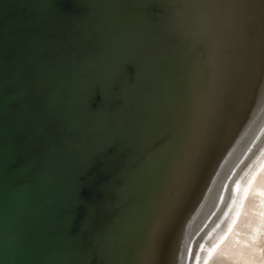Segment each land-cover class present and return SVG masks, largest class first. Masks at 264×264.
Wrapping results in <instances>:
<instances>
[{"label": "water", "instance_id": "obj_1", "mask_svg": "<svg viewBox=\"0 0 264 264\" xmlns=\"http://www.w3.org/2000/svg\"><path fill=\"white\" fill-rule=\"evenodd\" d=\"M263 115L264 0H0V264H177Z\"/></svg>", "mask_w": 264, "mask_h": 264}, {"label": "rangeland", "instance_id": "obj_2", "mask_svg": "<svg viewBox=\"0 0 264 264\" xmlns=\"http://www.w3.org/2000/svg\"><path fill=\"white\" fill-rule=\"evenodd\" d=\"M260 133L261 134L258 135V137H257V139L255 141L257 143L256 144V149L253 151V153H252L251 156H248L247 158H245L242 161V165H241L242 168L240 169L242 175L241 176H238V178H237L239 181L234 178V177H236V175H234V176H227V178H224L222 180V183L220 185V189H221V186H222V189L224 190V191L222 190V194H221L222 195V203H224V204H222V211L223 212L221 211L222 212L221 213V217L219 215V218L220 219L217 221L218 222L217 225H220V227H219V229L217 227L216 231L217 230H220V231H218L219 233H217L216 231L215 232L220 237V241L217 242L218 246H219V243L221 242V239L223 240L224 238H226L228 236L229 237V240H228L229 247H228V254L223 259H220L219 262H218V264H231V263L234 264V260H235V262L238 260L239 255L237 253H238V251H239L240 248L238 246H236V245H238L236 243V241L238 243H241V241H239V240L236 239V234L237 233L244 234V233H247V232H251L250 230H246L245 231V230H237L236 229V228H239V227H242L243 225H245L244 219L247 218L248 221L254 223L257 220L256 217H255L256 214H258L257 215L258 217L259 216L260 217L261 216H264V202L262 200V196H261L262 194L260 193V195H259V193L256 192V189H255V186L258 185V183H260L261 180L259 179L258 182H257L256 181V179H257L256 174H252V173H257V174H260L261 175V173L264 172V139H263V136H264V128L260 131ZM248 161H250V162H248ZM256 164H257V166H256ZM243 171H244V173H243ZM248 171H249V173L247 174ZM245 173L247 175H249V177ZM245 176H246V178H244ZM247 177L249 179H251L252 181H250L249 179H247ZM244 179H245V182H242ZM226 181H228V182H226ZM235 181L236 182L238 181V182L237 183H234ZM248 181H250V182H248ZM224 182L226 183V185H225ZM240 182L242 184L243 183H247V184H245V185L243 184V187L240 188L242 186L241 184H238ZM261 186H262V184H260V187ZM236 187H238L239 189H237ZM249 187H251V188L249 189ZM260 187L258 188V191L261 189ZM220 189H218L217 191H220ZM242 189H244V190H242ZM237 190H238V192H236ZM245 190H246V192H245ZM244 197H245V199H244ZM240 198H242V200H240ZM251 198L252 199H255V202L251 201ZM234 199H236V200H234ZM237 199H239V200H237ZM226 200H228V204H226ZM235 201H236V203L238 202L237 203V206H238L237 208H236ZM234 206H235L236 209H233ZM229 208H230V210H229ZM237 209H239V211H237V213H236L237 221H236L235 224H237L238 227L236 225V228H233L235 226L234 224H233L234 226L232 225V223H234L232 221H233V219L235 217L234 216L235 213H233V212H235ZM232 210H233V212H232ZM231 214L233 215V217L231 216ZM222 216H224L225 219H224V217L222 218ZM223 219H224V221H223ZM228 219L231 221V223L228 222L229 221ZM220 221H221V223H222L223 226L225 225L224 228H228L227 225H229V224H231V225H229V227H231V228H229V229H227L225 231V229L223 228V226H221ZM226 221L229 224H226ZM223 223H225V224H223ZM234 229H236V230H234ZM221 231H223V232L225 231L226 234L221 233ZM221 234H222V236H221ZM201 235L198 236V234H197L196 237H194V239L192 238L189 241V244L186 246V248L189 247L188 250L190 252L189 253H186V255L184 256L185 257L184 258L185 259L184 264H202V262H203V264H206V263L207 264H210V263H212V257H208L209 259L211 258L210 259L211 260L210 263H208L209 261H206V260H209V259H207L206 255H210L211 253L212 254L213 253L216 254L217 252L215 250H217L219 248L216 243H215L216 244L215 245L212 242H209V240L212 239L210 236H214V233H213V231L211 233V231L208 230L207 231V234L205 233L204 235L203 234H201ZM258 235H259L260 239H259V237H257V239H259V240H255L256 238L253 239V241L256 242L255 246L253 245L254 246V249H253V247L250 248V249H253V256H252L253 259L251 260V263L252 264H254V262H255V264H264V230H261L258 233ZM208 237H210V238H208ZM226 240H227V238H226ZM223 242H225V239H224V241H222V243ZM222 243H221L220 247L222 246ZM210 245H213L215 247V249H213V251L211 249V247L213 248V246H211L209 248ZM246 249L248 250V248H246ZM208 250H209V253H208ZM201 254H202V257H201ZM212 256L214 257L215 255H212ZM203 257H205L206 260ZM186 258H187V260H186ZM202 258H203V261H202ZM204 260H205L206 263L204 262ZM197 261H199V262H197ZM239 262H240L239 264H244V261H239Z\"/></svg>", "mask_w": 264, "mask_h": 264}, {"label": "bare ground", "instance_id": "obj_3", "mask_svg": "<svg viewBox=\"0 0 264 264\" xmlns=\"http://www.w3.org/2000/svg\"><path fill=\"white\" fill-rule=\"evenodd\" d=\"M261 122V124L259 123L258 124V126H256V128H255V130H254V132L251 134V138L248 140V142H247V144L244 146V151H242V153L241 152H239V154H238V156H237V158H236V161H233L234 162V164L232 163V165L228 168V170H227V172L225 173V176H224V178H227V176H234V175H236V177H234L235 179H237L238 178V176H241L242 174H241V165H242V161L245 159V158H247L248 156H251L252 155V153H253V151L256 149V140L253 142V143H251V141H252V139H253V137H255V133L257 132V130H259L258 129V127H259V125L261 126L262 125V123L264 122V115L262 116V118H261V120H260ZM264 128V125H263V127L260 129V131L262 130ZM260 131H259V133H258V135H260L261 133H260ZM258 135L256 136V139H257V137H258ZM262 139V138H261ZM260 139V140H261ZM263 139H264V136H263ZM259 141V140H258ZM257 141V142H258ZM251 143V144H250ZM248 144H250V147H249V149H248V151H247V153L245 154V156L243 155V153L245 152V149L248 147ZM241 149V150H242ZM240 150V151H241ZM243 155V157L241 158V156ZM250 159V158H249ZM252 159V158H251ZM248 162H250V161H248ZM247 163V162H246ZM256 166H257V164H256ZM233 168V169H232ZM229 169H230V171H231V169H232V171H231V175H229ZM251 169V168H250ZM243 173H244V171H243ZM249 173V171L247 172V174ZM246 174V173H245ZM246 174V175H247ZM252 174H256V177H257V179H256V181L258 182V180L260 179L261 180V182L260 183H258V185H256L255 186V189H256V192H258L259 193V195H260V193L262 194L261 196H262V200H263V202H264V172H262L261 173V175L260 174H257V173H252ZM251 174V175H252ZM248 177H249V175H247ZM247 177V179H249ZM224 178H222V179H224ZM244 178H246V176L244 177ZM238 180V179H237ZM250 181H252L251 179H249ZM225 181V180H224ZM230 181V180H229ZM239 181V180H238ZM237 181V182H238ZM242 181V180H241ZM250 181H248V182H250ZM226 182H228V181H226ZM236 181L234 182V183H237ZM242 182H245V179L242 181ZM225 183V182H224ZM238 184H241L239 187L240 188H242L243 187V184L245 185V184H247V183H238ZM260 184H262V186L260 187ZM223 185V184H222ZM225 185H226V183H225ZM230 185V184H229ZM237 186V185H236ZM222 187V186H221ZM245 187V186H244ZM261 188L259 191H258V188ZM237 189H239L238 187H236ZM251 187H249V189H250ZM223 190V189H222ZM242 190H244V189H242ZM247 190V189H246ZM246 190H245V192H246ZM224 191V190H223ZM218 192V191H217ZM236 192H238V190L236 191ZM225 193V192H224ZM222 194V193H221ZM228 197V196H227ZM240 197V196H239ZM237 198V197H236ZM243 198V197H242ZM242 198H240V200H242ZM244 199H245V197H244ZM234 200H236V199H234ZM237 200H239V199H237ZM251 201H253V202H255V199H252L251 198ZM241 202V201H240ZM234 203V202H233ZM232 203V204H233ZM235 203H236V201H235ZM238 203V202H237ZM237 203H236V208L238 207L237 206ZM242 203V202H241ZM222 204H224V203H222V195H221V197L220 196H218V198L216 197V199L212 202V204L210 205V207H209V209L201 216V218H200V220H198V223L195 225V227L193 228V230L192 231H190V235L189 234H187L186 233V238H187V236H189L187 239L185 238L184 240H186V242H185V244H184V246L182 247V249H181V251L179 252V258H177V264H184V262H185V255H186V253H189L190 251L188 250V248H186V246L189 244V241L193 238L194 239V237H196V235L198 234V236H200L201 234H207V231L209 230V231H211V233H212V231H213V233H214V236H210L212 239L211 240H209V242H212L213 244H217V242L218 241H220V237H219V235L217 234V233H219L218 231H220V230H217L216 231V229H217V227H218V229H219V227H220V225H217V221L220 219L219 218V215H220V217H221V213L223 212L222 211ZM226 204H228V200H226ZM235 205V204H234ZM226 206V205H225ZM232 206V205H231ZM250 206V205H249ZM248 206V207H249ZM235 208V206L233 207V209H236ZM226 209V208H225ZM229 210H230V208H229ZM222 211V212H221ZM237 211H239V209H237L235 212H233V210H232V212L233 213H235L234 214V219L232 218L233 217V215L231 214V218L233 219V221L232 222H234V223H232V225L234 226H232L233 228H236V225L237 224H235L236 223V221H237V216H236V213H237ZM231 212V213H232ZM224 214V213H223ZM258 214H256L255 215V217H256V221L254 222V223H252V222H250V221H248L247 220V218H245L244 219V221H245V225H243L242 227H239V228H236L237 230H250L251 232H247V233H244V234H239V233H237L236 234V239L237 240H239V241H241V243H238L237 241H236V243L238 244V245H236V246H238L240 249H239V251H238V255H239V257H238V260L235 262V260H234V264H239L240 262L239 261H244V264H252L251 263V260L253 259L252 258V256H253V249H254V246H255V244H256V242H254L253 241V239H255V240H259L260 239V237H259V235H258V233L261 231V230H264V216H257ZM224 216H222V218H223ZM230 217V216H229ZM224 219H225V217H224ZM224 219H223V221H224ZM229 220V219H228ZM228 222H230L231 223V221L229 220ZM220 223H221V221H220ZM223 224H225V223H223ZM226 224H229V223H227V221H226ZM229 225H231V224H229ZM229 225H227V227L228 228H224V226L222 225V223H221V226H223V228L225 229V231L227 230V229H229V228H231V227H229ZM237 227H238V225H237ZM221 229V228H220ZM236 229H234V230H236ZM217 233H216V232ZM225 231L223 232V231H221V233H224V234H226L225 233ZM210 233V232H209ZM212 235V234H211ZM202 236V235H201ZM221 236H222V234H221ZM224 236V235H223ZM210 237H208V238H210ZM257 237H259V239H257ZM200 238V237H199ZM198 238V239H199ZM226 238H227V240H226ZM226 238H224L225 239V242H223L222 243V241H224V239L222 240L221 239V242L219 243V246H218V244H217V246L219 247L217 250H215L214 252L216 253V254H210V255H206V257H207V259H209L208 257H212V263H210V259L209 260H206V258L205 257H203V258H205V260L206 261H209L208 263H210V264H218V262H219V260L220 259H223L227 254H228V247H229V242H228V240H229V237L227 236ZM203 242V241H202ZM205 242V241H204ZM208 242V243H209ZM254 242V243H253ZM207 243V244H208ZM221 243H222V248L220 247V245H221ZM215 244V245H216ZM254 245V246H253ZM211 246H213V245H210L209 246V248L211 247ZM216 246V247H217ZM253 247V249H250V248H252ZM246 248H248V250L246 249ZM211 249H212V251H213V249H215V247L213 246V248L211 247ZM220 249V250H219ZM196 252V251H195ZM211 252V251H210ZM208 253H209V250H208ZM191 254V253H190ZM212 255H215L214 257L212 256ZM193 256V255H192ZM195 256V255H194ZM204 256V255H203ZM189 257V256H188ZM201 257H202V254H201ZM203 258H202V261H203ZM186 260H187V258H186ZM195 260V259H194ZM205 260H204V262H205ZM191 261V260H190ZM193 261V260H192ZM195 262V261H194ZM197 262H199V261H197ZM191 263V262H190ZM206 263V262H205ZM202 264H203V262H202ZM207 264V263H206ZM231 264H233V263H231ZM254 264H255V262H254Z\"/></svg>", "mask_w": 264, "mask_h": 264}]
</instances>
